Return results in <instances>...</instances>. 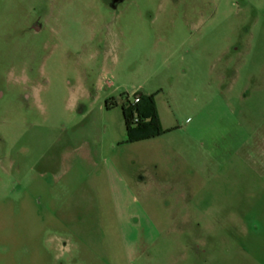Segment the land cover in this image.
I'll use <instances>...</instances> for the list:
<instances>
[{
  "label": "rangeland",
  "instance_id": "rangeland-1",
  "mask_svg": "<svg viewBox=\"0 0 264 264\" xmlns=\"http://www.w3.org/2000/svg\"><path fill=\"white\" fill-rule=\"evenodd\" d=\"M210 67L214 95L238 80L230 95L249 92L242 110L255 106L253 89L264 85V0H0V264H264V218L252 203L242 220L225 219L218 203L203 205L209 216L200 218L202 206H176V189L152 188L150 196L172 192L154 210L166 216L154 217L158 235L143 231L139 215L124 225L110 167L91 172L88 155L99 144L103 156L122 160L130 182L145 178L139 167H160L146 155L156 142L124 143L121 105L160 91L155 107L176 122V95L189 104ZM110 100L117 106L106 109ZM169 143L172 151L176 141ZM169 153L173 170L154 174L176 182L179 159ZM210 161L206 173L194 165L195 177L241 179L220 177L223 165ZM91 184L100 202H92ZM227 212L237 213L236 204Z\"/></svg>",
  "mask_w": 264,
  "mask_h": 264
},
{
  "label": "crops",
  "instance_id": "crops-1",
  "mask_svg": "<svg viewBox=\"0 0 264 264\" xmlns=\"http://www.w3.org/2000/svg\"><path fill=\"white\" fill-rule=\"evenodd\" d=\"M219 76H221V79L225 77L223 74H219ZM211 77L212 68L210 67L208 71L203 72V84L195 89L194 98L189 104L185 103L182 96L179 99L176 95V122L161 116L156 105L160 126L166 133L155 139L138 144L156 142V146L159 145V149L146 151V155L149 154L148 157L157 156L161 166L154 167V171L150 165L146 164L147 161L145 160L146 165L139 167L145 174L143 180L136 179L131 182L129 179L127 180L125 174L123 175L122 173V171L127 170L126 166L122 168V160L118 162L114 158L111 161L108 155L103 156L100 144L97 146L96 152L91 153L92 157L88 155V158H92L90 161L92 173H98L102 167H110V179L108 181L110 197L115 206H120V213L124 215L125 219L124 223L127 218L133 217L134 214L139 215L145 223L144 232L152 230L158 235L160 234L161 229L158 226L157 219L154 220V217H158V221H160L166 216H164L162 211V214L160 213L159 215L157 212L154 215V210L158 208L163 197L171 195L172 192H167L162 197L150 196L149 190L152 188L162 191L176 189V206L181 204L186 206L200 205L202 206L200 208V218L209 216L208 210L203 208V205L214 203L225 207L221 209L227 220L234 218L242 220L245 217V206L251 203L253 211L259 217L264 218V115L263 117L259 116V112H257L264 109V85L253 89L255 94H253L251 100L255 106L251 107L250 111L244 112L242 109L245 108V103L248 101L249 92L247 91L246 96V93L241 91L240 94L236 95L235 99L230 95L233 90L232 86L238 80L232 81L227 89V95H214ZM251 77L250 74L245 75V88L248 87L247 82H252ZM259 77L264 84L263 73ZM159 92L150 94L154 95V102L157 100ZM169 95L172 99L174 98L171 92H169ZM227 100L228 102L236 100V102L228 105ZM79 114L85 116L88 112L80 111ZM86 125L87 128L93 129L96 125L95 120ZM87 136H91V134L89 133ZM81 140L85 144L86 139L82 138ZM175 141L176 146L172 147L173 150H167V147H170L169 142ZM195 144L200 147L195 149ZM110 147L114 148V143ZM169 152H173L179 159L178 162L176 161V182L166 179L158 180L155 175L158 172L163 175L165 172L173 170L170 166L165 165L164 162V159L167 158L166 161L169 159ZM197 157L200 160L198 162ZM208 158L223 165L220 177L225 178L228 174L235 173L237 176L240 175L241 179H237L236 185H233L228 179L217 182L213 179L207 181L204 176L195 177L196 167L194 165L199 164L202 172L206 173L209 168V162H211L210 160L209 162L206 161ZM125 163H127L126 160ZM141 163L144 164V160ZM180 169L184 170L183 178L178 177V170ZM218 176L216 175L214 179ZM89 188L93 191V195H96V198L93 197L92 202H100L99 186L91 184ZM131 188H135L138 191V197H136ZM233 189H235V194H233ZM246 190L250 192H246ZM229 204H236L237 213L229 214L227 212L229 211ZM223 212L220 213V217H222ZM209 213L211 214V211ZM182 220L200 219L196 217L193 219L189 215H185ZM124 225L126 226V223ZM144 252V250L141 251L142 254ZM139 258L140 254L134 256L130 263L132 261L136 262Z\"/></svg>",
  "mask_w": 264,
  "mask_h": 264
},
{
  "label": "trees",
  "instance_id": "trees-1",
  "mask_svg": "<svg viewBox=\"0 0 264 264\" xmlns=\"http://www.w3.org/2000/svg\"><path fill=\"white\" fill-rule=\"evenodd\" d=\"M139 102L133 104L130 99L121 105L126 139L125 144L149 141L164 135L157 116L154 95L134 94ZM117 106L113 101L105 103L106 109Z\"/></svg>",
  "mask_w": 264,
  "mask_h": 264
},
{
  "label": "built area",
  "instance_id": "built-area-1",
  "mask_svg": "<svg viewBox=\"0 0 264 264\" xmlns=\"http://www.w3.org/2000/svg\"><path fill=\"white\" fill-rule=\"evenodd\" d=\"M132 103L133 104H136V103H138L139 102V97L138 96H135V95H133V98H132Z\"/></svg>",
  "mask_w": 264,
  "mask_h": 264
}]
</instances>
